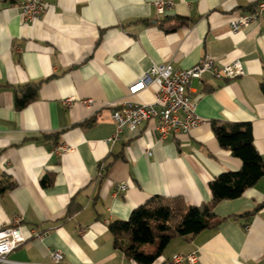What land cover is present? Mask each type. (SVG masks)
Masks as SVG:
<instances>
[{"label":"crops","instance_id":"obj_1","mask_svg":"<svg viewBox=\"0 0 264 264\" xmlns=\"http://www.w3.org/2000/svg\"><path fill=\"white\" fill-rule=\"evenodd\" d=\"M21 1L0 0V227L20 217L26 241L1 264H48L53 250L64 264H137L113 247L111 222L152 197L207 204L209 183L241 168L219 146L212 121L249 124L264 165V17L238 33L228 25L258 0H163L171 7L162 15L155 0H43L33 23L22 21ZM206 54L218 65L239 59L245 72L192 81L201 125L159 142L149 120L107 142L115 131L108 104L153 103L155 85L128 94L151 65L186 70ZM36 84V98L17 110L15 96ZM120 183L127 189L116 193ZM263 205L264 174L215 206L219 224L172 239L152 264L195 252L196 264H264ZM32 229L44 237L32 238Z\"/></svg>","mask_w":264,"mask_h":264},{"label":"built area","instance_id":"obj_2","mask_svg":"<svg viewBox=\"0 0 264 264\" xmlns=\"http://www.w3.org/2000/svg\"><path fill=\"white\" fill-rule=\"evenodd\" d=\"M153 6L158 15H162L171 7V2L155 0ZM43 0H22L20 2V17L25 23H33L39 20L45 13ZM264 17V0H258L251 12L243 13L229 21L228 25L232 33H238L250 23ZM243 63L236 59L227 65H218L211 55H204L198 63L190 69L174 70L171 65L153 64L128 88L129 96L135 95L148 85H155L154 101L150 104H139L129 100L120 103H110L111 120L115 123V131L107 140L114 143L119 139L123 128L134 132L143 122L155 120V134L157 141L162 142L181 134H188L192 129L203 123L196 114V102L190 95L192 81H201L204 75L212 79L232 80L244 75ZM72 99L63 101L65 107H69ZM81 104L87 108L93 107L91 99H84ZM69 148H56L57 153H65ZM146 152L151 155V147H146ZM101 168V172H102ZM127 185L120 183L116 186V193L125 192ZM264 215V205L258 210ZM22 219L15 218L9 226L0 227V264L7 262V256L25 243L26 239L20 227ZM32 238L41 240L44 233L37 229L30 231ZM197 253L187 255L175 254L169 264H196ZM48 264H64L63 253L53 250L50 253Z\"/></svg>","mask_w":264,"mask_h":264},{"label":"trees","instance_id":"obj_3","mask_svg":"<svg viewBox=\"0 0 264 264\" xmlns=\"http://www.w3.org/2000/svg\"><path fill=\"white\" fill-rule=\"evenodd\" d=\"M39 86L27 87L24 93L16 95L15 108L20 110L33 101ZM261 90L264 94V85ZM211 130L219 146L241 161V168L222 173L209 183L211 200L207 204L197 207L187 205L181 197H152L135 208L127 220L111 222L108 230L113 247L128 259L137 264H152L172 239L192 237L215 227L223 220L215 217V206L223 200L239 198L263 176V161L254 147L249 124L212 121ZM147 245L153 246V250L146 252L143 247Z\"/></svg>","mask_w":264,"mask_h":264}]
</instances>
